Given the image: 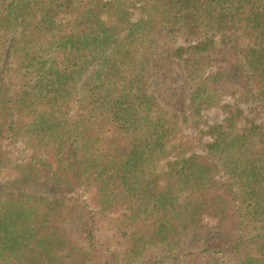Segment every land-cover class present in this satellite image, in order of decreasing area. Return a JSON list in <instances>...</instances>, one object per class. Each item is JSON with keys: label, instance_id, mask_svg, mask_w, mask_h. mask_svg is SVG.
<instances>
[{"label": "trees", "instance_id": "16d2710c", "mask_svg": "<svg viewBox=\"0 0 264 264\" xmlns=\"http://www.w3.org/2000/svg\"><path fill=\"white\" fill-rule=\"evenodd\" d=\"M3 139L0 264H264V0H0Z\"/></svg>", "mask_w": 264, "mask_h": 264}, {"label": "rangeland", "instance_id": "374dc122", "mask_svg": "<svg viewBox=\"0 0 264 264\" xmlns=\"http://www.w3.org/2000/svg\"><path fill=\"white\" fill-rule=\"evenodd\" d=\"M137 17V12H134L133 19ZM225 104H231L232 101L226 99L223 101ZM241 109L247 113V106L241 105ZM223 119V114L219 109H212L204 113L203 121L208 124L218 123ZM190 131H186L189 134ZM0 151L4 154V157L8 160L5 168L0 172V183H12L16 179L17 173L21 170L22 166L29 161L31 156V150L27 149L22 143H11L7 139L0 141ZM70 202H82L86 203L87 196L82 192H76L67 197ZM101 238V237H100ZM99 240L104 241L103 238ZM159 259H163L160 251L154 250L148 252L142 259L132 262V264H148L154 263ZM125 262L123 261L122 264Z\"/></svg>", "mask_w": 264, "mask_h": 264}]
</instances>
